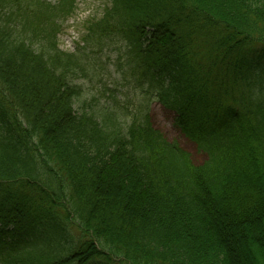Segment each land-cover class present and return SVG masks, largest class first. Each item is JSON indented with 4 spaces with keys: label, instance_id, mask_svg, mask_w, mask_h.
Instances as JSON below:
<instances>
[{
    "label": "trees",
    "instance_id": "1",
    "mask_svg": "<svg viewBox=\"0 0 264 264\" xmlns=\"http://www.w3.org/2000/svg\"><path fill=\"white\" fill-rule=\"evenodd\" d=\"M78 3L0 0V264H264V0H111L68 52Z\"/></svg>",
    "mask_w": 264,
    "mask_h": 264
},
{
    "label": "rangeland",
    "instance_id": "2",
    "mask_svg": "<svg viewBox=\"0 0 264 264\" xmlns=\"http://www.w3.org/2000/svg\"><path fill=\"white\" fill-rule=\"evenodd\" d=\"M55 1V0H53ZM111 2L110 0H80L77 10L73 16L62 21L61 32L59 35L60 48L68 52H76L79 49V44L83 45L82 36L85 33V23L92 18H99L103 15L104 9ZM110 50L104 52V59L107 60V55ZM111 58L107 60L108 70L106 71L105 81L111 86L115 83L120 93L124 92L126 83L121 80L119 74L115 72V58L117 53L112 50ZM99 77L81 79L79 82L83 85L84 92L87 95L85 104L78 102V108L85 106L86 108L96 107L110 102L108 95L101 93L102 83ZM95 98V99H94ZM151 122L155 129L162 131L169 141H177L179 144L191 154L193 162L200 164L206 160V154L199 150L197 145L187 138L181 129L175 123V113L165 108L160 102L154 101L150 105ZM73 233L79 234L78 227H71Z\"/></svg>",
    "mask_w": 264,
    "mask_h": 264
}]
</instances>
